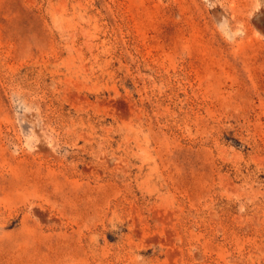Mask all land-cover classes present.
Segmentation results:
<instances>
[{"label": "rangeland", "instance_id": "rangeland-1", "mask_svg": "<svg viewBox=\"0 0 264 264\" xmlns=\"http://www.w3.org/2000/svg\"><path fill=\"white\" fill-rule=\"evenodd\" d=\"M0 264H264V0H0Z\"/></svg>", "mask_w": 264, "mask_h": 264}]
</instances>
